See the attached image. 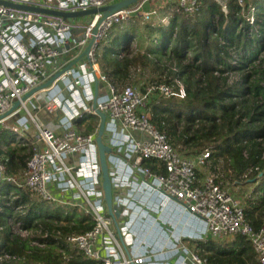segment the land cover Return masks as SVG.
Here are the masks:
<instances>
[{
	"label": "built area",
	"instance_id": "built-area-1",
	"mask_svg": "<svg viewBox=\"0 0 264 264\" xmlns=\"http://www.w3.org/2000/svg\"><path fill=\"white\" fill-rule=\"evenodd\" d=\"M5 1L77 11L102 7L118 0ZM148 1L151 0H140L105 18L100 24L89 58L80 61L78 69L77 64L61 77L63 89L68 91L66 97L59 95L61 89L54 91L53 85L48 89L50 96L43 103L36 101L40 91L25 100L22 97L82 52L102 15H92L91 20L84 24L75 21V18L63 19L0 4V115L20 100L19 107L12 115L21 111L24 114L14 125L7 127L10 131L8 140L32 146L26 178L20 181L5 176L6 166L0 159V181L26 186L43 200L59 201L90 215L95 222L91 230L68 234L64 240L71 248L80 250L100 264H160L159 260L164 258L159 255L166 251L172 256L182 254L187 262L205 264L197 254L189 252L185 239H212L223 243L237 235L244 236L251 243L259 262L264 264V224L256 229L246 219L242 198L219 180L223 174L220 164L216 165L213 174L198 180L197 170L208 163L211 150L183 156L151 119L148 106L150 96L158 92L165 97L184 98L186 91L183 82L180 79L170 83L153 81L145 91L133 85L118 89L107 81L99 68L96 50L115 24L129 22L134 17L142 20L159 17L156 8L145 9L144 3ZM161 1L176 4L191 14L198 11L202 0ZM213 1L228 12L232 0ZM235 1L241 5L244 2ZM161 20L169 23L167 16ZM75 32L79 33L78 37L74 35ZM68 44L71 48L67 51L73 50V54L67 61H62L61 54ZM94 72L99 83L107 84L108 88L105 95H99L96 108L92 105ZM98 109L106 114L105 140L112 148L108 154L109 175L115 210L120 214L117 222L121 237L104 200L96 144L98 128L89 132L79 126V122L90 115L100 118ZM41 111L57 116V123L53 126L44 122L39 117ZM30 122L36 130L35 140L28 133ZM146 159L161 161L165 173H155L144 166ZM171 203L188 212L193 220H200L204 232L196 236L178 234L174 229L167 232L163 224L165 220H161V217ZM147 219L155 220L158 227H152L148 232H158V239L163 238V247L145 240L138 242L137 226H143ZM40 233L43 242H58L59 232L57 237H52L49 232ZM32 243L44 245L37 241ZM60 252L65 254L62 248ZM184 259L181 264H185Z\"/></svg>",
	"mask_w": 264,
	"mask_h": 264
},
{
	"label": "trees",
	"instance_id": "trees-1",
	"mask_svg": "<svg viewBox=\"0 0 264 264\" xmlns=\"http://www.w3.org/2000/svg\"><path fill=\"white\" fill-rule=\"evenodd\" d=\"M167 5L176 6L168 24L156 17L143 21L134 17L115 24L103 39L112 40L113 45L102 40L96 61L107 81L118 89L133 85L144 91L153 81H183L184 98L158 92L150 96L152 121L183 156L211 150L208 163L197 170L198 180L213 174L220 164L223 186L234 192L235 186L255 185L251 194L240 197L246 219L259 229L264 224V0H244L242 5L232 0L228 12L214 1L202 0L191 14L176 4ZM144 36L152 46L141 43ZM138 41L141 44L135 50L132 43ZM169 63L178 68H170ZM138 66L141 76L149 66L158 76L141 77L134 84ZM232 72L239 77L231 80ZM99 123L98 116L90 115L79 126L90 132ZM6 129L0 131L6 147L0 145L4 174L25 179L32 146L9 141ZM143 165L165 173L159 160L146 159ZM1 182L0 264H100L64 240L68 234L91 230L95 222L90 215L79 216L76 207L72 214L52 215L44 208L48 201L26 186ZM13 224L49 232L52 237L59 232L58 242L23 238ZM195 243V254L205 264H261L251 243L241 235L223 243L212 239Z\"/></svg>",
	"mask_w": 264,
	"mask_h": 264
},
{
	"label": "water",
	"instance_id": "water-1",
	"mask_svg": "<svg viewBox=\"0 0 264 264\" xmlns=\"http://www.w3.org/2000/svg\"><path fill=\"white\" fill-rule=\"evenodd\" d=\"M139 1L140 0H118L111 4H108L102 7H97V8H89V9L77 10V11H60V10L48 9V8H43L39 6H33V5L15 4L9 1L0 0V4L2 5L10 6L16 9H23V10L36 12V13L46 14V15L58 16L63 19H73V18H79L83 16H92L96 14L102 15L99 22L93 28L92 37L90 38L87 46L82 50V52L78 56H76L73 60H71L68 64H66L62 69H60L58 72L53 74L48 80L34 87L28 94L22 97V100H25L26 98L30 97L31 95L39 91L42 93L43 96H46V94L48 93L49 87H52L53 85L55 86L56 89L59 87L60 88L64 87V82L61 78L62 75L66 74L71 68L75 67L83 59L89 58V53L95 44L96 35L99 31L101 22L105 18L110 16L111 14L115 13L116 11L129 7L131 5H134L138 3ZM70 48L71 46L68 44L66 45L64 50H68ZM93 76H94V100H93L92 105L94 108H96L97 99L99 97V80L95 72L93 73ZM64 95H66L65 92H64ZM20 103L21 101L17 100L8 111L1 114L0 122H3L8 117H10L17 110ZM97 112H98V115L100 116V123L98 126L97 135H96V144H97L98 152H99L102 187L104 190V200L108 208V213L115 219V225L117 228L118 236L121 237L119 227H118V222H117V218L120 216V214L118 211L115 210V206L113 202V188H112L111 178L109 175L108 154L111 153L112 148L106 143V140H105L106 114L100 111L99 109L97 110Z\"/></svg>",
	"mask_w": 264,
	"mask_h": 264
},
{
	"label": "crops",
	"instance_id": "crops-1",
	"mask_svg": "<svg viewBox=\"0 0 264 264\" xmlns=\"http://www.w3.org/2000/svg\"><path fill=\"white\" fill-rule=\"evenodd\" d=\"M144 7L147 10H151V9H153L154 4L152 2H145ZM90 20H91V18H90ZM75 21H78V20L75 19ZM142 32H144V29H142ZM74 35L76 37H78L79 33L75 32ZM72 54H73V50H69V51L66 50L65 52H62L61 60L67 61L72 56ZM81 62H84V60H82ZM78 67H79V64L76 66V69H78ZM92 78H93V88H94V76H92ZM60 89H61L62 93H59V95L62 97H66V95L68 94V91L64 90L63 87L62 88L59 87L57 89L54 88V91L55 90L60 91ZM64 92L66 93V95H64ZM107 92H108L107 84L99 83V95H105ZM49 96H50L49 93L46 94V96H43L42 93H38L36 96V101L39 103H43ZM39 117L44 122L50 123L53 126L57 123V116L48 115L44 111H41L39 113ZM6 120H4V121H6ZM4 121L1 123H4ZM28 133L30 134V132H28ZM54 191L56 192V190H54ZM57 195L59 196L60 194L57 193ZM162 219L165 220V222H163V224L165 225L164 229L167 232L169 229H174L175 233L187 235V236H196V234L200 235L204 232V226L200 220H193L188 212H186L185 210H183L181 208H178L173 203L169 204V206L167 208V212H165L163 217H161V220ZM154 221L147 219L143 226H140V224L137 226V229H136L137 233H138L137 240H138V242H142L143 240H145V241L150 242V244H152V245L154 243H156L155 245L157 247L161 248L164 246L163 245V238L158 239V232H155V231L154 232L152 231L151 233L148 232V230L150 228H152V227L156 228L157 224H155ZM198 241H200V240H198ZM195 242L196 241L193 239H185L184 243H185L186 247L188 248L189 252L195 253V247H196ZM159 257L164 258L162 260H159L160 264H181L182 263L181 261L184 259V256L182 254L172 256L167 251L160 254ZM185 264H193V262H187L185 260Z\"/></svg>",
	"mask_w": 264,
	"mask_h": 264
},
{
	"label": "rangeland",
	"instance_id": "rangeland-1",
	"mask_svg": "<svg viewBox=\"0 0 264 264\" xmlns=\"http://www.w3.org/2000/svg\"><path fill=\"white\" fill-rule=\"evenodd\" d=\"M212 1L213 0H209V3H211ZM148 2H152L154 4V7L157 9L158 16H159V17L156 16V18H159V19H161L164 16H167L168 19H169V17H171V15H172L175 7H176L175 5H170L169 6V5L166 4V2L161 1V0H151V1H148ZM90 18H92V16H83V17H79V18H75V19L78 20V21H81L84 24H87L90 21ZM136 18H138L141 21H143L140 17H136ZM250 22H253V18L252 17H251V21ZM149 39L150 38H147L146 36H144V39L141 40L142 41L141 43L144 46H146V47L152 46V43L150 42ZM102 43H105V45H107V46H112L113 45L112 40H109V39L108 40H106V39L103 40ZM137 43L138 44H141L140 41L135 42L134 44H132V46L135 48V50L138 48V44ZM134 48H132V51H134ZM122 50H125V48L123 47ZM188 56H189V54H188ZM88 65H89V63H88ZM168 65H171L170 68H174V69H177L178 68L175 63H171V64L169 63ZM139 70L141 71V66H138L137 70L136 69L134 70V73H133V81H132V82H134V84H136L135 83L136 80L139 79V78H141V77L143 78L142 80H146V79L151 78L152 76H155V77L158 76L157 73L153 72V70L151 69V66H149L148 68H146L144 76H141V72ZM238 77H239V74H237L236 72H232L230 79L233 80V79L238 78ZM149 101H150V99H149ZM30 109H31V107H30ZM23 114H24V112H22V111L19 112V113H15L11 117H8V119L6 121H4V123H1L0 122V131L5 130L8 126L14 125L15 122L19 119V117L22 116ZM30 123H31L30 124V129L28 130V132H30L31 138L33 140H35L34 136L36 134V130H35L34 124L32 122H30ZM9 136H10V132H9ZM2 142L3 141L0 140V145H1L2 148L5 149L6 147L5 146H2V144H1ZM5 176H8V175H5ZM8 177H14V176H8ZM15 178H17L20 181L24 179L22 177H15ZM2 184H3V182L0 183V186H2ZM254 186L255 185L253 183H246V184H243V185L241 184L239 186H235V189H233V190H234V192L238 193L239 196L242 197L243 194H246V195L251 194L253 192ZM230 190H231V188H230ZM231 192L234 193L232 190H231ZM44 208L48 212H50L52 215H57V214L63 215V214H68V213H71L72 214L73 211H74L72 206H65V205H63L59 201L58 202H46ZM78 214H79V216L80 215H82V216L85 215V213H84L83 210H80V212H78ZM11 221L12 220H10V225H11ZM12 227H13V230L15 232H17L18 234H20L23 238H36V237H41V233H39V232H33L31 230H25V229L19 228L18 224H13Z\"/></svg>",
	"mask_w": 264,
	"mask_h": 264
}]
</instances>
